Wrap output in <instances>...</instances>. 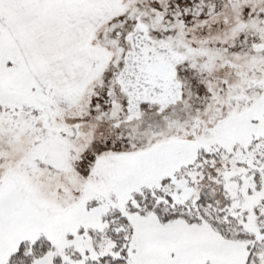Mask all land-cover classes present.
Wrapping results in <instances>:
<instances>
[{"label":"snow or ice","instance_id":"6c2138e0","mask_svg":"<svg viewBox=\"0 0 264 264\" xmlns=\"http://www.w3.org/2000/svg\"><path fill=\"white\" fill-rule=\"evenodd\" d=\"M0 264H264V0H0Z\"/></svg>","mask_w":264,"mask_h":264}]
</instances>
